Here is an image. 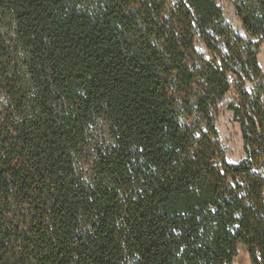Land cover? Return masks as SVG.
<instances>
[{
	"label": "trees",
	"instance_id": "obj_1",
	"mask_svg": "<svg viewBox=\"0 0 264 264\" xmlns=\"http://www.w3.org/2000/svg\"><path fill=\"white\" fill-rule=\"evenodd\" d=\"M263 42L264 0H0V264H264Z\"/></svg>",
	"mask_w": 264,
	"mask_h": 264
},
{
	"label": "rangeland",
	"instance_id": "obj_2",
	"mask_svg": "<svg viewBox=\"0 0 264 264\" xmlns=\"http://www.w3.org/2000/svg\"><path fill=\"white\" fill-rule=\"evenodd\" d=\"M222 6L225 20L232 25L236 32L243 34L244 32L242 30L241 23L236 15L233 5L230 2L222 1ZM197 48L207 58H214L215 55L211 53L203 43H197ZM258 62L262 70V81L264 84V42L258 55ZM253 87L254 83L246 81L243 89L249 93H252ZM259 94L261 101L264 104V89L260 91ZM239 101L240 98L237 80L236 77L232 75L231 88L228 93H226L223 98L217 102L214 111V123L219 133L218 140L225 150V157L227 161L232 163H238L246 156L240 123L237 121V119H235L233 112L229 109V104L233 102L237 103ZM4 105L5 101L3 99L0 100V110L3 109ZM197 121L198 118L195 115L180 117V122L183 125L197 126V131L203 130L202 125L198 124ZM237 252V256L235 257L232 264H252L249 254L244 247L238 246Z\"/></svg>",
	"mask_w": 264,
	"mask_h": 264
}]
</instances>
